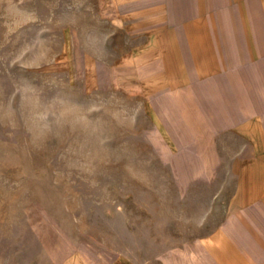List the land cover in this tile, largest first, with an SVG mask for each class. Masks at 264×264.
I'll use <instances>...</instances> for the list:
<instances>
[{
    "label": "rangeland",
    "instance_id": "obj_1",
    "mask_svg": "<svg viewBox=\"0 0 264 264\" xmlns=\"http://www.w3.org/2000/svg\"><path fill=\"white\" fill-rule=\"evenodd\" d=\"M115 4L0 0V264H165L225 212L117 90Z\"/></svg>",
    "mask_w": 264,
    "mask_h": 264
},
{
    "label": "crops",
    "instance_id": "obj_2",
    "mask_svg": "<svg viewBox=\"0 0 264 264\" xmlns=\"http://www.w3.org/2000/svg\"><path fill=\"white\" fill-rule=\"evenodd\" d=\"M110 12L132 41L117 90L142 98L182 186L217 188L225 210L165 264H264V0H116Z\"/></svg>",
    "mask_w": 264,
    "mask_h": 264
}]
</instances>
